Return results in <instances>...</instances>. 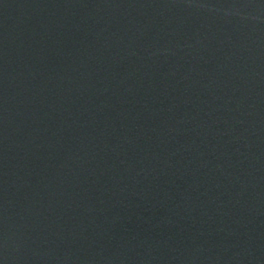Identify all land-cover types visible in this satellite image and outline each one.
<instances>
[{
    "label": "water",
    "instance_id": "obj_1",
    "mask_svg": "<svg viewBox=\"0 0 264 264\" xmlns=\"http://www.w3.org/2000/svg\"><path fill=\"white\" fill-rule=\"evenodd\" d=\"M0 264H264V0H0Z\"/></svg>",
    "mask_w": 264,
    "mask_h": 264
}]
</instances>
